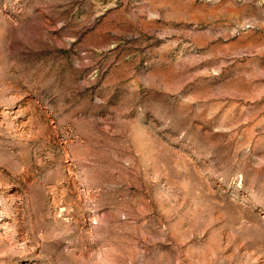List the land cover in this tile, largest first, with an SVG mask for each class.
Wrapping results in <instances>:
<instances>
[{
	"label": "rangeland",
	"instance_id": "obj_1",
	"mask_svg": "<svg viewBox=\"0 0 264 264\" xmlns=\"http://www.w3.org/2000/svg\"><path fill=\"white\" fill-rule=\"evenodd\" d=\"M0 264H264V0H0Z\"/></svg>",
	"mask_w": 264,
	"mask_h": 264
}]
</instances>
